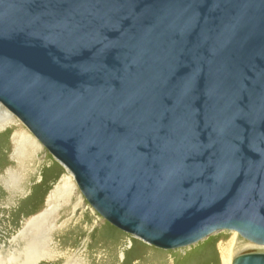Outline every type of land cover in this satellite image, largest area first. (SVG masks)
I'll list each match as a JSON object with an SVG mask.
<instances>
[{
	"label": "water",
	"instance_id": "1",
	"mask_svg": "<svg viewBox=\"0 0 264 264\" xmlns=\"http://www.w3.org/2000/svg\"><path fill=\"white\" fill-rule=\"evenodd\" d=\"M0 103L117 228L264 246V0H0Z\"/></svg>",
	"mask_w": 264,
	"mask_h": 264
},
{
	"label": "bare ground",
	"instance_id": "2",
	"mask_svg": "<svg viewBox=\"0 0 264 264\" xmlns=\"http://www.w3.org/2000/svg\"><path fill=\"white\" fill-rule=\"evenodd\" d=\"M14 139L17 144L16 155L21 156L15 162L17 167L15 170L19 167L23 168V175L19 176L16 171L6 173L8 166L0 169V178L3 176L11 182L8 187L13 199L21 190L24 191L27 182L35 177V169L38 165L35 155L41 147L25 131L15 130ZM10 144L9 150L13 147V142L11 141ZM47 177L49 178L47 183L42 182L43 191L46 192L44 201L40 203L41 195L35 204L24 209L22 217L25 216V212L28 213L24 218L27 225L15 239L17 251L9 255L10 258L0 254V264H173V261L167 263L164 258H159L156 254L158 252L153 253L132 246L128 248L125 237L116 236L119 234H115L113 229L98 224L93 215H89L88 221L84 223L79 218L76 224L73 218L67 221L66 218L70 213L74 212V216L77 215V210L83 206V199L75 189L72 176L63 175L60 183L50 192L48 191L51 177L50 175ZM3 199L9 201L6 195ZM58 207H61L59 213L56 211ZM17 217L18 214L14 220ZM89 230H92L90 232L92 236L88 233ZM55 236L56 239L61 238L57 239L60 245L58 247L53 246ZM80 246H84L85 249L82 251ZM240 247L247 250V247L243 248V244H238L237 249ZM213 249L212 255L204 257L195 264H229L231 248L219 244Z\"/></svg>",
	"mask_w": 264,
	"mask_h": 264
},
{
	"label": "rangeland",
	"instance_id": "3",
	"mask_svg": "<svg viewBox=\"0 0 264 264\" xmlns=\"http://www.w3.org/2000/svg\"><path fill=\"white\" fill-rule=\"evenodd\" d=\"M0 110V169L4 166H8L6 173L8 171L12 173L16 171V174L19 176L23 175V168L19 167L17 170H15V168H17L15 166V162L18 157L21 158V156L17 157L16 155L17 144H15L16 141L14 139L15 130L25 131L41 145L37 154L35 155L36 160L38 161V165L36 166L37 169H35V177L27 182L25 186L26 189L24 191L21 190L20 194L14 196V199L9 194L10 188L8 186L11 185V182H9L8 179L3 178L2 175L0 178V254H4L6 258H10L11 254L17 251L18 248H16L15 239L19 237L21 231L27 225L24 218L28 216V213L25 212V216L22 217L24 214V209L35 204V202L41 198V195L42 198L40 203L44 201L46 192L43 191L44 186L42 185V182L47 183L49 180L47 176L50 175V190L48 191L50 192L60 183L62 176L65 174L72 176L75 189L83 199V206L81 209L79 208L77 210V215L74 216V212L70 213L66 218L67 221L73 218L75 222L74 224H76V221L79 218L83 222L81 220L80 221L84 223L88 221L87 219L89 215H93L95 220L97 219L96 221L98 224L101 223L102 225L110 227L113 229V231H115V234H119L116 236L122 235L125 237L127 239L128 248H131L132 246V248H142L141 250H148L153 253L158 252L156 254L159 258H164L167 263L173 261V264H195L201 261V259L204 257L212 255L214 251L213 248L219 244L227 245L229 248H231V258L229 260V264H232L234 258L240 253H244L249 250L264 252V246L256 245L243 238L239 233L231 231H222L213 234L191 246L177 249H161L117 228L92 207L79 188L73 174L52 155V153L41 143V141L35 137V135L27 128V126L1 103ZM11 141L13 142V147L11 150H9ZM8 162L11 163L9 164ZM31 163L32 162H29V164ZM4 195L8 196L9 201L3 199ZM56 211L59 213L61 211V207H58ZM17 214L18 217L14 220ZM61 221L62 220H60L59 223H61ZM91 231L92 230H89L88 233L90 234ZM90 235L92 236L93 234ZM54 238L55 243H53V246H60L58 245L57 239L60 240L61 238L58 237L56 239V236ZM238 244H243V248L247 247V250L242 249V247L237 249ZM79 248L82 251L85 249L84 246H80Z\"/></svg>",
	"mask_w": 264,
	"mask_h": 264
}]
</instances>
